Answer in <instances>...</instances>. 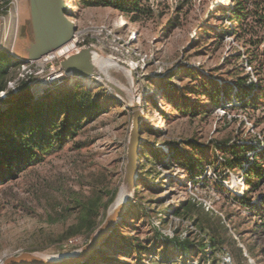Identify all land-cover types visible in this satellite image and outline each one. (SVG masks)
I'll return each instance as SVG.
<instances>
[{
    "label": "rangeland",
    "instance_id": "rangeland-1",
    "mask_svg": "<svg viewBox=\"0 0 264 264\" xmlns=\"http://www.w3.org/2000/svg\"><path fill=\"white\" fill-rule=\"evenodd\" d=\"M64 1L79 28L112 26L124 36L134 31L138 49L146 55L134 69L136 80L132 78L141 115L132 200L113 228L112 242H103L89 264H182L175 240H208L197 232L195 219L222 241L216 257L226 252L233 264H264V218L255 208L264 195V179L248 194V165L229 169L224 162L232 159L224 154L233 144L264 149V98L257 108L236 107V77L244 81V89L253 84L248 91L252 97L264 94V70L260 78L249 67L243 46L232 34L233 23L218 12L229 8L231 0H150L152 14L137 22L113 6L84 8L74 0ZM256 1H262L264 14V0ZM27 4L0 0V67L16 63L1 77L0 90L15 81L17 91L26 87L30 101L46 108L78 82L95 96L100 111L82 121L60 149L0 184V261L22 252L67 254L88 242L105 215L100 208L89 235L79 229L67 237L80 224L77 201L99 197L102 204L116 189L115 201L123 185L133 118L125 92L131 91V84L123 70L107 71L123 86L119 94L94 79L66 77L50 85L49 78L60 73L56 59L21 60L26 37L31 36ZM261 31L264 38V24ZM216 95L219 105L213 107ZM13 96L0 95L7 99L0 104L2 118L13 114L8 104L31 109V104L15 105ZM246 155L250 161L251 152ZM199 170L201 174L192 178ZM176 207L183 210L174 214ZM136 247L141 249L133 251ZM191 252L184 256L185 264H208L211 259Z\"/></svg>",
    "mask_w": 264,
    "mask_h": 264
},
{
    "label": "trees",
    "instance_id": "trees-1",
    "mask_svg": "<svg viewBox=\"0 0 264 264\" xmlns=\"http://www.w3.org/2000/svg\"><path fill=\"white\" fill-rule=\"evenodd\" d=\"M149 1L74 0L78 6L84 8L100 5L113 6L128 16L131 22L140 21L143 17H149L152 14L153 9ZM231 2L232 4L229 8H221L218 12H221L223 16H226L227 20L233 23L232 34L235 36V40L239 41L244 48L242 54L245 55L246 63L261 78L262 70H264V49H261V44L264 40L261 31V27L264 24L263 3L256 0L250 2L249 0H231ZM242 54L239 52L238 57ZM15 65L16 63H10L9 61L8 64L0 67V81L9 66L13 67ZM236 78L240 100L236 107L246 108L250 106L257 108L258 101L264 98V94L257 92L256 95L253 94L252 97H249L250 92L248 91L251 90L250 87H253V84L247 85V89H244V81L239 79V77ZM13 98L10 101L13 102L14 100L15 105L24 107V105L30 106L31 104L32 106L31 109L24 111L13 106L10 109L13 114L12 112L8 113L4 118L1 115L3 111H0V184L16 179L19 173L24 172L32 165L40 163L44 156L60 149L63 142L75 134L82 121L88 122L90 118L96 116L100 111V103L95 101V96L91 94L87 87L78 82H75L72 88L64 95L46 105V108L44 104L30 101L31 96L26 87L20 89ZM245 98L247 99L244 100ZM216 105H219L218 95L212 100V106L216 107ZM57 116L59 119H55ZM249 152H251L250 161L249 155H246ZM227 153H230L232 159L226 157ZM224 155L226 157L224 158L225 166L229 169L244 167V164L248 165L244 173L246 192L249 194L258 190L264 179V149L258 150L255 147H247L243 144H233L229 146ZM243 167L241 168L243 169ZM200 174L199 170L198 173H194L192 178L198 177ZM115 195L116 189L108 192V197L102 204H100L99 197L92 198L87 202L77 201L76 206L79 208L80 224L67 237L77 235L79 229L89 235L95 226L98 210L103 208L102 215H106V210L113 202ZM235 198L238 197L235 196ZM243 200H245V197L241 198L244 203ZM248 207L251 208V205H248ZM256 207L257 214L264 218V195L260 197ZM182 210V207H176L173 209V213L178 214ZM193 224L198 226L197 232L203 237H208V240L202 239L199 243H189L188 240H175L176 249L182 252L179 254L180 262L185 264L184 260L186 257L184 256H186V253L189 251L192 255L191 251L195 250V256L199 255L204 260L211 258L210 264H217L216 253L221 251L222 241L213 235L212 232L207 231L198 220H193ZM115 229L104 241V245L112 242L113 236H115ZM102 248L103 245L81 264H89L95 254L100 253ZM140 249L136 247L133 251ZM183 253L185 254L183 255Z\"/></svg>",
    "mask_w": 264,
    "mask_h": 264
},
{
    "label": "water",
    "instance_id": "water-1",
    "mask_svg": "<svg viewBox=\"0 0 264 264\" xmlns=\"http://www.w3.org/2000/svg\"><path fill=\"white\" fill-rule=\"evenodd\" d=\"M27 9L31 36L27 35L26 37L27 46L25 47V57L23 58L25 63L37 61L46 55L55 53L58 56L57 61L61 79L70 77L80 80L94 79L99 81L104 78L103 73L91 61V51L93 49L100 51L99 49L94 46H86L78 49L71 48L67 53L64 51L69 47L76 28L73 21L70 20L71 14L68 12L69 9L64 0H28ZM116 62L123 67H128V64L122 61L116 60ZM135 75L136 72L132 69L131 76L133 80H136ZM51 84L54 85L55 82ZM105 84L116 93H121L117 85ZM17 93L18 91L7 95H16ZM6 100V98H0V104L6 103ZM6 107L11 108L13 105L8 104ZM137 107V103L129 105V108L133 111V118L124 167V196L119 202L115 203L114 201L108 208L102 223L90 235L88 242L71 253L50 255L48 258L40 253L22 252L3 259L0 264H81L101 246L117 222L122 219L132 200L139 159L138 146L140 143L139 127L141 115Z\"/></svg>",
    "mask_w": 264,
    "mask_h": 264
},
{
    "label": "built area",
    "instance_id": "built-area-1",
    "mask_svg": "<svg viewBox=\"0 0 264 264\" xmlns=\"http://www.w3.org/2000/svg\"><path fill=\"white\" fill-rule=\"evenodd\" d=\"M119 25H121V21ZM75 26L76 28L71 43L69 44V47L64 50L66 53L71 48L78 49L80 47L94 46L101 52L103 50L109 51L110 53L108 56L111 57L112 60H119L126 64L133 63L134 69L138 68L146 58V55H143L138 49L137 34L134 31H129L128 35L124 36L121 32L116 31V27L112 26L98 25L96 27L89 28H79L76 24ZM88 37L90 40L87 39ZM49 55H52L53 57H49ZM49 55H46L39 60H57L58 58L55 53H51ZM46 57H48V59H45ZM33 62L34 61L30 63ZM7 87L8 88L5 90H0L1 96L17 92L15 81L11 83L8 82ZM208 264H210V261ZM217 264H233V261L228 253L223 252L217 257Z\"/></svg>",
    "mask_w": 264,
    "mask_h": 264
},
{
    "label": "bare ground",
    "instance_id": "bare-ground-1",
    "mask_svg": "<svg viewBox=\"0 0 264 264\" xmlns=\"http://www.w3.org/2000/svg\"><path fill=\"white\" fill-rule=\"evenodd\" d=\"M90 55H91V61L94 63L96 68L103 73L104 78L100 79L101 81L99 80L103 84L111 83V84L117 85L118 87L123 88V86H121L117 81H114V79L107 73V71L110 68H116V69L123 70L125 72V75L128 77L129 82L131 84V91L129 90V93H128V91H125L126 95H127L126 101H128V104H133V103L139 104V101H138V99H136V96H135V95H137L136 89L134 88V86L132 84V77H131V71H132V69H134V64L130 63V64H128L127 68L123 67V66L119 65V63L116 62V60H112L107 55H105L102 52L95 50V49H93L91 51ZM51 56L49 55V57H51ZM45 59H48V57H46ZM60 77H61L60 74H56V75L50 77L49 83L57 82V80H59ZM71 79H73V78H71ZM87 81L91 82V79H87ZM123 196H124V186L122 185L120 187V190H119L117 196H116L115 203L119 202L123 198ZM45 255L46 254H43V256H45ZM49 256L50 255H46L45 257L49 258Z\"/></svg>",
    "mask_w": 264,
    "mask_h": 264
}]
</instances>
